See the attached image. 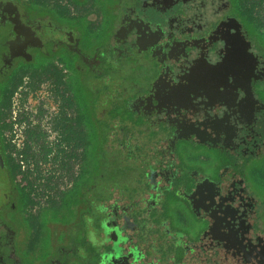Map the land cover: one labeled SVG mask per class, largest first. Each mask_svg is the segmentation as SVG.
Segmentation results:
<instances>
[{
    "label": "flooded vegetation",
    "instance_id": "af4514ba",
    "mask_svg": "<svg viewBox=\"0 0 264 264\" xmlns=\"http://www.w3.org/2000/svg\"><path fill=\"white\" fill-rule=\"evenodd\" d=\"M56 58L85 161L80 225L47 264H264V204L245 173L264 155V0H0V264H25L27 215L6 109L24 69ZM198 151L221 158L213 177Z\"/></svg>",
    "mask_w": 264,
    "mask_h": 264
},
{
    "label": "built area",
    "instance_id": "2783aa9c",
    "mask_svg": "<svg viewBox=\"0 0 264 264\" xmlns=\"http://www.w3.org/2000/svg\"><path fill=\"white\" fill-rule=\"evenodd\" d=\"M66 78L55 82L41 74L36 82L22 77L10 95L3 138L16 166L15 177L31 199L26 210L58 201L82 165L83 148L75 134L77 108L69 103Z\"/></svg>",
    "mask_w": 264,
    "mask_h": 264
},
{
    "label": "crops",
    "instance_id": "0c3cea01",
    "mask_svg": "<svg viewBox=\"0 0 264 264\" xmlns=\"http://www.w3.org/2000/svg\"><path fill=\"white\" fill-rule=\"evenodd\" d=\"M68 8L73 11V5L68 3ZM46 75L55 82H62L67 75L65 68L59 59H54L50 63L45 64L37 69H31L28 65L21 74L18 83L21 82L24 75H28L30 79L36 82L37 78L41 75ZM17 83V84H18ZM67 89L70 88L67 86ZM67 95L69 103L73 102L76 105L74 95ZM77 108V106H76ZM7 110V109H6ZM77 118L75 128H67V133L75 134L76 138H79L83 148L82 153V165L76 176L73 185L66 192H64L58 201H50L49 203L42 205L35 213H29L26 210L27 205L32 201L25 188L21 187L26 194L25 212L26 217H22L20 221L16 223L17 236L15 238L16 250L19 257L25 262V264H47L50 258H54L57 255V246L63 244L67 229L69 227L76 228L80 225L79 212L75 199L72 197L74 186L76 185L78 178L80 177L82 167L85 161V143L84 140L76 134ZM15 165V164H14ZM15 166V171H16ZM75 257H69L65 264H80L79 261L73 259ZM86 264H92L87 262Z\"/></svg>",
    "mask_w": 264,
    "mask_h": 264
},
{
    "label": "rangeland",
    "instance_id": "374dc122",
    "mask_svg": "<svg viewBox=\"0 0 264 264\" xmlns=\"http://www.w3.org/2000/svg\"><path fill=\"white\" fill-rule=\"evenodd\" d=\"M117 111H119V110L117 109ZM122 113H123L122 111L119 112L120 115ZM126 114H127V112H126ZM112 115H114V116H112L113 118L116 116V114H112ZM105 117L109 118L108 116H105ZM113 118H111V120L113 121V124L111 123V125L120 128L121 133H122L121 138H123L124 136L127 135V128L124 127L126 125V123H124L123 121L118 120V119L115 121L116 118L115 119H113ZM120 141H123V139H121ZM124 143H127L126 139H124ZM126 150H127V147H126ZM197 153L203 154V156H202L203 157V162L201 160H199V161L198 160H194V162H195L194 164L197 165V166H200L201 169L203 170V172L206 175H209L211 177H213V175H216V172H217V169H218L217 165L219 164L218 162H220L219 159H221V158L219 157V159H218L214 155L213 152H209V151H207V152L198 151ZM98 155H99V160H103L104 157H105V154L102 155L100 152L98 153ZM181 155H182L181 157L184 158L185 160L189 157V155L183 157V155H184L183 152H181ZM254 160L255 161H253L252 164H250L249 166H247V168H245V173L247 174L246 178H247V182L249 184L250 189H252L254 191V193L257 196V199L262 204H264V179L261 178V177L258 178V176L255 175V171H254V170H259V174H261V176H264V155H261L260 157L255 158ZM186 161L188 163L192 162V160H188V159ZM188 163H187V165H188ZM185 164H186V162H185ZM192 166H193V164H192ZM100 168H102V167H100ZM97 170L99 171V174L102 171V170L100 171L99 169H97ZM183 228H184L183 229L184 231H188L185 227H183Z\"/></svg>",
    "mask_w": 264,
    "mask_h": 264
}]
</instances>
